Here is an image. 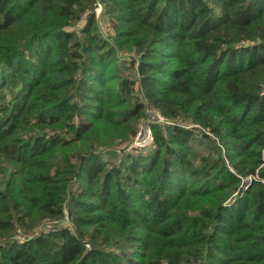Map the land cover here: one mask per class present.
I'll list each match as a JSON object with an SVG mask.
<instances>
[{
	"label": "trees",
	"instance_id": "1",
	"mask_svg": "<svg viewBox=\"0 0 264 264\" xmlns=\"http://www.w3.org/2000/svg\"><path fill=\"white\" fill-rule=\"evenodd\" d=\"M0 264H264V0H0Z\"/></svg>",
	"mask_w": 264,
	"mask_h": 264
},
{
	"label": "built area",
	"instance_id": "2",
	"mask_svg": "<svg viewBox=\"0 0 264 264\" xmlns=\"http://www.w3.org/2000/svg\"><path fill=\"white\" fill-rule=\"evenodd\" d=\"M159 118L161 121H165V118L162 117L161 115H159ZM140 133V132H139ZM136 136L133 145H131L132 147H137V148H141V147H149L153 144L154 142V137L152 134V131L147 128L144 129L143 133L139 134Z\"/></svg>",
	"mask_w": 264,
	"mask_h": 264
},
{
	"label": "rangeland",
	"instance_id": "3",
	"mask_svg": "<svg viewBox=\"0 0 264 264\" xmlns=\"http://www.w3.org/2000/svg\"><path fill=\"white\" fill-rule=\"evenodd\" d=\"M95 11H96V13L99 15L98 16V18L100 19V22H101V24H104V29H105V31H109V28H108V24H107V21H106V19L104 18V17H102V15H101V12H102V8L101 7H96V9H95ZM158 116H159V114H158ZM141 126H140V133L139 134H141V133H143V131H144V129H147V128H149V127H147V122L145 121V122H143L142 124H140ZM150 129V128H149ZM151 130V129H150ZM130 147V146H129ZM138 150H139V148H138ZM138 152V151H137Z\"/></svg>",
	"mask_w": 264,
	"mask_h": 264
}]
</instances>
